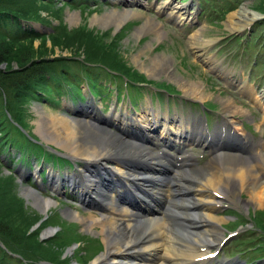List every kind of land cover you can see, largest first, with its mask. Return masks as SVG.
<instances>
[{
  "label": "rangeland",
  "instance_id": "rangeland-1",
  "mask_svg": "<svg viewBox=\"0 0 264 264\" xmlns=\"http://www.w3.org/2000/svg\"><path fill=\"white\" fill-rule=\"evenodd\" d=\"M21 1L26 3L24 5L29 4L34 10L32 16L35 19L24 20V23L29 28L34 26L35 31L25 34L27 36H24L21 42H11L14 55L0 63L1 67H17L26 63V60H32V57L41 56L49 59L50 69L55 72L80 75L83 67L98 66L102 70L93 71L99 73L96 74V79L99 78L95 85L105 96L102 97L104 104L96 99L100 103L99 112L102 114H108L114 107L115 110L125 109V105L131 106V112L132 105L140 111L145 109L148 100L153 97L154 103L158 102L157 99L161 100L163 110L169 109L170 115L184 112L186 116L194 118L196 125V116L200 112L203 113L206 106V110L211 112L210 130L219 125L226 114L218 96L235 95L240 98L237 103L248 107L251 112L250 115L236 114L241 120L240 125L245 127L254 140L264 138L262 110L251 106L243 99L240 90L235 88L254 87L257 91L264 88V0H170L171 6L179 4L189 10L191 18H186L184 22L170 16V8L158 7L167 0H142V3L138 0H83L87 4L79 2L80 0ZM243 3H246L250 11L258 13L257 18L240 30L232 29L229 26V14ZM126 7L139 12L131 15L118 12L112 15V22L106 26L91 21L95 15H102L113 8L123 10ZM70 13L79 15L77 23L69 20ZM149 15L159 21L166 31L162 36L157 37L146 25ZM141 27L145 29L141 30ZM199 28L203 30L202 34L198 32L199 37L210 41L202 47L201 54H196L200 49L190 48L187 40L191 33ZM42 34L46 35L42 37ZM193 49L195 51H192ZM138 53L142 61H148L155 53L168 54L172 58L170 71H175V75L169 71L145 70L139 62L133 60V56ZM114 56L119 59L118 62L114 61ZM209 56L212 58L206 61L205 58ZM128 67L140 76H136L138 79L134 83L131 79L126 84L125 77L119 70ZM188 80L204 82L209 92L205 100L185 90L183 84H188ZM82 82L85 85V81ZM157 82L164 83L158 85ZM154 85L169 87L175 93L162 91V94H159L157 92L161 89ZM107 87H112V90ZM132 87H138L142 93L134 91ZM83 88L87 91L85 86ZM230 88L234 95L228 92L227 89ZM41 94L43 98L34 97L31 98L29 106L22 105L24 109H21L19 122L7 115L2 119L8 108L4 104L3 94H0V142L3 141L0 143V228L11 233L0 232V241H14V237L19 240L23 238L27 242L20 248H16L18 244L15 242L10 243L14 250H10L5 243H0V264H90L97 255L107 249L102 234L98 231L99 227L87 230L65 211L72 209L84 214L88 212V208L96 210L95 204L90 199L89 203L80 200V190L68 184V171H73V167L64 165L51 171L49 167H52V159L45 162L43 155H36L33 148H30L31 142L25 143L28 136L35 140L34 144L41 143L63 157L78 161L69 154L64 145L52 141L40 132L35 124L37 108L75 114L79 105L75 101H78V98L72 94V99L70 92L69 96L64 95L61 101L55 103L46 101L47 97L43 92ZM256 122L260 123L259 127ZM19 123H22L23 129ZM155 141L161 148H165L168 154L175 155L178 151L175 145H167L165 138ZM13 143L16 144L12 145ZM21 144L24 146L20 152L25 158H19ZM186 146H194L198 155L199 151L207 148L197 142ZM208 158L209 154L201 157L198 164L204 163ZM29 159L33 161L34 166L27 164ZM37 164H40L39 169L35 168ZM53 172L56 175L53 176ZM58 176L63 179L59 188L53 180V177ZM108 184L110 187L114 185L111 182ZM29 186L36 187L42 194L50 195L56 200L48 212H42L32 199L24 194V188ZM241 196L247 198L245 193ZM122 197L134 201L129 192H125ZM5 199H8L7 204L2 203ZM217 213L225 218L221 224L224 232L221 254L226 253L232 257L226 256V259L232 262L264 264V256L257 257L259 254L264 255V206H259L257 202L236 204L223 201ZM48 228H52L54 232L44 236L43 231ZM243 236L247 238L240 239ZM9 251L14 252V255ZM248 255L252 262L245 260Z\"/></svg>",
  "mask_w": 264,
  "mask_h": 264
},
{
  "label": "bare ground",
  "instance_id": "bare-ground-1",
  "mask_svg": "<svg viewBox=\"0 0 264 264\" xmlns=\"http://www.w3.org/2000/svg\"><path fill=\"white\" fill-rule=\"evenodd\" d=\"M138 1L142 3V0ZM158 7L170 8L169 15L179 22H184L190 15L184 6H171L170 0ZM118 12L131 15L139 11L128 7L123 10L113 8L93 16L91 21L106 26ZM257 15L243 3L229 14V26L240 30ZM78 19L77 13L69 14L71 22L77 23ZM146 25L157 37L166 32L151 15L147 17ZM202 31V28L195 30L187 40L190 48L200 49L196 54H201L202 47L210 41L199 37L198 32L202 34ZM139 56V53L135 54L133 60L145 70L171 73L172 58L168 54L155 53L148 61H142ZM183 87L202 100L209 94L202 80H188ZM240 88L262 108L261 122L264 121V89L257 92L253 87ZM218 97L226 114L212 132L200 125L194 126L188 117L162 114L160 107L151 104V99L135 116L128 115L132 113L127 106L123 111L113 109L110 116L98 114L90 105L79 115L37 108V129L52 141L64 145L71 156L83 161L74 173L68 171V182L83 192L95 190L93 199L100 201L98 210L88 208L84 214L72 209L65 211L87 230L99 227L107 249L90 264H207L197 259L209 252L208 248L218 246L224 236L221 224L225 218L217 213L221 202H257L264 206V139L257 145L239 124L236 114L250 115L248 107L231 96ZM256 124L260 126V123ZM159 126L162 127L160 134H174L176 138L147 134ZM137 133L145 137L140 138ZM162 138L167 145L180 147L190 141H208L210 157L205 163L196 164L187 150H180L174 163H166L162 154L164 148L155 141ZM85 159L90 162L86 163ZM107 174H113L137 203L122 201L120 194L124 189L119 186L102 188L103 183L113 180L107 178ZM79 177L83 178V183ZM53 180L57 188L62 186L61 177H53ZM242 193L247 198L244 199ZM24 194L42 212H48L56 201L30 186L24 188ZM138 202L146 207H137ZM53 232L48 228L43 235Z\"/></svg>",
  "mask_w": 264,
  "mask_h": 264
},
{
  "label": "trees",
  "instance_id": "trees-1",
  "mask_svg": "<svg viewBox=\"0 0 264 264\" xmlns=\"http://www.w3.org/2000/svg\"><path fill=\"white\" fill-rule=\"evenodd\" d=\"M24 4L26 3H22L21 0H0V63L14 55L11 42H21L22 38L27 36L25 34H30V32L35 31L34 28L26 27L23 24L24 20L30 21L35 19L34 16H32L34 15L33 8L29 4ZM45 35L46 34H42V37ZM28 38H30V36H28ZM114 59V61H119L117 57ZM24 62L26 63L20 64V66L17 67L7 66L4 68L0 66V94H3L5 100L4 104H6L10 113H13L12 117L18 121L21 120L22 105L25 104L28 106L31 98H39L41 92L49 96L54 87H62L65 82H70L74 87H78L79 82L83 78L82 73L78 75L63 71H52L50 69V61L46 56L32 57V60L29 62H27V60ZM83 68L87 70V79L95 85L97 80L95 75L88 69L89 67ZM121 71L125 72L128 78L132 80H137L138 78L136 79V76H140L138 73L129 70V67ZM6 115L8 116L6 113L5 116H2V119H4L3 117H6ZM6 200L8 201V199H5L2 203L7 204ZM4 230L5 229L0 228V232L11 234L9 231L6 232ZM12 239L14 240L12 242H15V244L22 245L27 243L23 238L19 240L12 237ZM17 247L18 246H16V248Z\"/></svg>",
  "mask_w": 264,
  "mask_h": 264
}]
</instances>
